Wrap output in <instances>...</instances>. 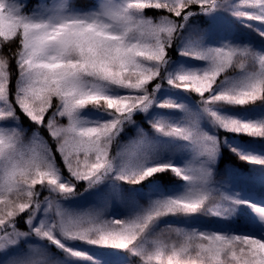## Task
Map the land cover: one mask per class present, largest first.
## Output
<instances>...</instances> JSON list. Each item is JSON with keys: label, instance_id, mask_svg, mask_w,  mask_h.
I'll return each instance as SVG.
<instances>
[{"label": "snow or ice", "instance_id": "snow-or-ice-1", "mask_svg": "<svg viewBox=\"0 0 264 264\" xmlns=\"http://www.w3.org/2000/svg\"><path fill=\"white\" fill-rule=\"evenodd\" d=\"M25 7L0 0V264H264V0ZM225 15L248 37L220 33ZM137 119L156 135L120 146ZM182 148L195 166L176 158ZM224 149L261 166L229 169L230 190L215 180ZM167 172L183 184L156 179ZM124 193L148 203L125 216ZM85 194L92 206H65Z\"/></svg>", "mask_w": 264, "mask_h": 264}, {"label": "rangeland", "instance_id": "rangeland-1", "mask_svg": "<svg viewBox=\"0 0 264 264\" xmlns=\"http://www.w3.org/2000/svg\"><path fill=\"white\" fill-rule=\"evenodd\" d=\"M21 2L26 5L25 11H29V12L37 4V0H36L35 5L32 6V7H30L32 0H21ZM43 2L48 3V4H52V3L57 2V0H43ZM88 2H89V0H86V1H84V0H71V3L74 6H81V5H84V4H88ZM147 17H149V16H147ZM149 18H154V17L150 16ZM207 19L208 18H206V17L202 18V19L194 18V20H193L194 33H193V35L191 37L192 39H197L198 38L197 37V33H202L205 29L208 28V24L206 22ZM217 29L222 34L231 33V34H234V35H237V36H240V37H245V38L248 37V35H249L248 32H246L243 28H241V26L235 21L234 18H231L228 15H225L224 18L219 21V23L217 25ZM173 59H175V58L173 57ZM185 59L186 58H183V57H178L177 58V60H185ZM187 63L190 66H199V65L202 64V62L194 61V60H187ZM237 72H238V70H237ZM230 74L235 75L236 72H231V70H230ZM185 95H187V94H185ZM189 99H191L193 106L198 105L199 98L196 97L195 94H192V96H190ZM245 107L253 108V107H257V105H249V106H245ZM224 110L232 111V112L235 113V112L244 111V108L239 107V106L234 107V108H230L229 106H225ZM157 111L162 113V114L174 113V115L171 118H174V119H177V120L182 118V115H183L182 113L176 112L175 110H168V109L161 110V109H157ZM141 115H143V114H141ZM64 122H66V121H64ZM137 124L139 125V129H136V128L132 127V126H129V129L126 130L127 131V135L120 141V146L126 145L130 141L137 139L138 138V132L141 131V130L149 138H151V137L156 135L154 133L153 129L151 128V125L148 123V121L146 119L145 120L137 119ZM201 126L205 130L215 132V134H217L221 139H223V137H225V136H231L232 135V134H229V133H225L223 130L212 129L211 126L208 124L206 119L201 121ZM220 132H222V133H220ZM29 135H31V133H29ZM230 139H231V137H230ZM180 143H186V142H180ZM117 147L118 146L116 144L113 145V147H112L113 153H115V151L117 150ZM175 156H176V158L181 159L185 163H191L193 166H195L196 161L194 159V153H192L190 150L182 148V149L178 150L175 153ZM260 167L261 166L248 165L247 169H242V168L239 169V168H236V167H233V166H230V165L220 166L219 167V164H217L216 173H215V180L217 182H223L225 184V188L230 190V189L233 188L234 185H233L232 182L228 181L227 172H228L229 169H232L235 172L240 173V174H247L250 169H253V168H257L258 169ZM172 175H173V177H175L173 173H172ZM257 175H258V173H257ZM173 181H174V183L172 185L166 184L165 186L166 187H167V185L168 186H175L176 188H178L179 186H181L183 184V181H180L178 178H176ZM122 187L130 188V187H133V186H131V185H123ZM136 187H140V186H136ZM243 187H244V185L242 183L236 185L237 190H241V189H243ZM147 191L148 190L145 189V192H147ZM124 199L126 201H128L127 205L124 204V203H120V201L117 200L116 201V206L119 207L120 213H122L125 216L128 214L129 208L132 206L133 202L136 203V204H139L141 206H146L147 203H148L147 196L140 197V196H137V195H134V194H130V193H124ZM65 206L66 207H70L73 210H80L81 208H83L85 206H88V207L92 206V201L87 197V194H85L84 197H81V198L77 199L75 202H71V201L65 202ZM112 207H113V202L110 200L109 204H108V215H111ZM165 219L172 220V221L176 222V221L184 219V218L168 217V218H165ZM161 227H163V225H161ZM73 243H74V246H76L78 248H81V249H83L85 251H88L92 255H95V256L101 255V251L102 250L92 249L91 246L84 245V244H82L80 242H73Z\"/></svg>", "mask_w": 264, "mask_h": 264}, {"label": "trees", "instance_id": "trees-1", "mask_svg": "<svg viewBox=\"0 0 264 264\" xmlns=\"http://www.w3.org/2000/svg\"><path fill=\"white\" fill-rule=\"evenodd\" d=\"M86 1V0H84ZM92 0H89L88 3H91ZM36 3V0H32L30 7L34 6ZM145 14L146 16H155V10H145ZM175 59H177L178 57H174ZM24 126L27 128V122H24ZM222 133V132H220ZM221 136V135H220ZM44 138L46 140V142L53 148V150H55V143L51 140V138L47 137L46 134H44ZM231 139H237L234 137H231ZM58 161H59V157H58ZM219 167L220 166H226V165H230L239 169H247L248 165L246 162L241 161L237 156L233 155L231 152L227 151V149H224L222 151V156L221 159L219 160ZM156 179H160L161 183L164 184V186L166 184L168 185H172L174 183L173 180L176 179V177H173L171 172H167L165 174H163L162 177H156ZM167 185V186H168ZM80 191H83V188L80 189Z\"/></svg>", "mask_w": 264, "mask_h": 264}]
</instances>
